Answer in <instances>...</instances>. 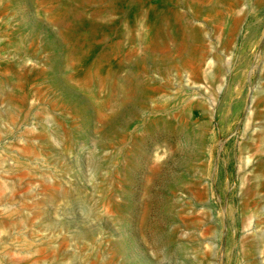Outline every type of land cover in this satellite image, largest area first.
<instances>
[{
  "label": "rangeland",
  "instance_id": "obj_1",
  "mask_svg": "<svg viewBox=\"0 0 264 264\" xmlns=\"http://www.w3.org/2000/svg\"><path fill=\"white\" fill-rule=\"evenodd\" d=\"M0 264H264V0H0Z\"/></svg>",
  "mask_w": 264,
  "mask_h": 264
}]
</instances>
